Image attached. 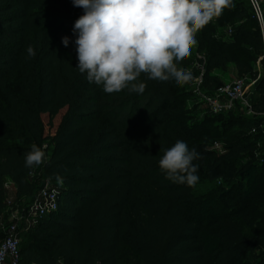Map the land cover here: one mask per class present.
I'll return each instance as SVG.
<instances>
[{"label": "trees", "instance_id": "obj_1", "mask_svg": "<svg viewBox=\"0 0 264 264\" xmlns=\"http://www.w3.org/2000/svg\"><path fill=\"white\" fill-rule=\"evenodd\" d=\"M83 14L72 0H0V213L8 180L16 199L32 200L43 184L31 178L35 166L59 192L57 210L22 233V264H122L125 248L138 264H264V82L254 87L255 116L237 105L198 118L192 79L142 73V94L105 93L77 69L73 28ZM213 19L195 36L208 95L226 84L217 70L234 65L250 81L264 65V30L246 0H229ZM177 141L199 153L194 186L159 167ZM33 144L44 160L27 167ZM203 182L215 187L199 196Z\"/></svg>", "mask_w": 264, "mask_h": 264}, {"label": "clouds", "instance_id": "obj_2", "mask_svg": "<svg viewBox=\"0 0 264 264\" xmlns=\"http://www.w3.org/2000/svg\"><path fill=\"white\" fill-rule=\"evenodd\" d=\"M84 9L74 24L78 70L105 93L127 88L142 94L146 84L136 83L142 73L150 79L184 85L191 73L177 66L190 55L195 36L218 17L229 0H72ZM64 46L70 38L62 37ZM29 57L35 56L32 47ZM45 153L33 144L25 153L27 167L43 163ZM199 153L183 141L168 148L159 160L166 178L194 186L198 181L193 160ZM63 183L61 177H57Z\"/></svg>", "mask_w": 264, "mask_h": 264}, {"label": "built area", "instance_id": "obj_3", "mask_svg": "<svg viewBox=\"0 0 264 264\" xmlns=\"http://www.w3.org/2000/svg\"><path fill=\"white\" fill-rule=\"evenodd\" d=\"M246 1L259 26L264 30V0ZM229 33L231 34V31ZM196 57L197 60L190 69L194 72L190 86L193 98L206 105L211 114L229 112L240 105L247 116H255L252 109V98L256 92L249 81L236 78L208 95L202 90L206 60L200 55H196ZM252 133H255V129L252 130ZM214 148L219 153L224 152L218 142L214 144ZM13 186L14 184L10 180L5 183V204L8 216L6 224H3L4 238L0 243V264H22V233L32 230L39 220L49 216L58 207L59 192L49 180H44L29 202L16 199Z\"/></svg>", "mask_w": 264, "mask_h": 264}, {"label": "rangeland", "instance_id": "obj_4", "mask_svg": "<svg viewBox=\"0 0 264 264\" xmlns=\"http://www.w3.org/2000/svg\"><path fill=\"white\" fill-rule=\"evenodd\" d=\"M216 22V19H213L212 21V24H214ZM196 45L192 46L191 48V52H190V55L188 57H186L183 61H177V66L179 68H185L187 72H190L191 73V76L194 74L193 71H191V64L194 62L193 60L196 58ZM185 61V62H184ZM186 65H184V64ZM256 71H257V79H250L249 81V84L251 85V87H256L260 82H264V65H262L261 63H258L256 65ZM256 98V97H255ZM254 98V99H255ZM203 103H201L198 99H190L189 102H188V105L189 107H192V106H197L198 110L196 112L198 118H202L204 117L205 114H209V110H208V107L206 105H202ZM264 125V123H263ZM252 126L251 123H248L247 127L248 129H250ZM235 130L237 132H241V134H243V132H245V129L243 130H240L238 131L237 127L235 128ZM249 132V130L247 131ZM245 132V133H247ZM17 142L19 143H30V141L28 139H24V138H20L18 140H16ZM42 166H35L33 167L32 169V174H31V178H35L36 176L40 177L39 178V186L43 183L44 181V177H43V171H42ZM215 184L213 183H208V182H203L199 188L197 189L199 192V196H204L206 195L208 192H210L211 190L214 189V186ZM55 186V185H53ZM6 210L7 208H5V210L0 213V242L3 240L4 238V229H3V224H6L7 222V214H6ZM121 260H122V264H138V258L135 257V256H132L131 254H129L128 250L125 248L122 250V253H121Z\"/></svg>", "mask_w": 264, "mask_h": 264}, {"label": "crops", "instance_id": "obj_5", "mask_svg": "<svg viewBox=\"0 0 264 264\" xmlns=\"http://www.w3.org/2000/svg\"><path fill=\"white\" fill-rule=\"evenodd\" d=\"M230 27H227L225 29V33L227 34V36H230ZM216 75L220 76L221 79L227 84V83H230L231 81H233L234 79L237 78V72H236V69H235V66L234 65H229V67L227 68L226 71H221V70H217L216 72ZM13 189H14V193H15V190H16V187L15 185L13 186ZM20 201H23L22 199H20Z\"/></svg>", "mask_w": 264, "mask_h": 264}]
</instances>
